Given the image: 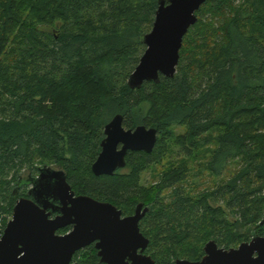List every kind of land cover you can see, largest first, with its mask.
<instances>
[{
    "label": "trees",
    "instance_id": "trees-1",
    "mask_svg": "<svg viewBox=\"0 0 264 264\" xmlns=\"http://www.w3.org/2000/svg\"><path fill=\"white\" fill-rule=\"evenodd\" d=\"M157 1L0 0L2 230L27 193L24 179L51 164L75 193L124 214L138 201L148 205L139 227L159 264L200 258L210 238L229 247L264 234V0H206L174 75L130 88ZM115 113L125 127H156L155 145L128 150L111 174H94L103 126ZM176 146L185 159H169L140 183ZM205 172L213 185L202 189ZM73 259L106 264L93 243Z\"/></svg>",
    "mask_w": 264,
    "mask_h": 264
},
{
    "label": "water",
    "instance_id": "water-1",
    "mask_svg": "<svg viewBox=\"0 0 264 264\" xmlns=\"http://www.w3.org/2000/svg\"><path fill=\"white\" fill-rule=\"evenodd\" d=\"M205 1H157L152 26L140 39L145 48L127 78L130 88L174 75L183 36ZM122 122L121 113L105 122L100 150L91 163L94 174H111L125 165L128 150L149 152L155 145L156 127H125ZM24 182L27 195L16 198L0 236V264H79L73 253L91 242L106 264H159L144 251L149 239L139 227L148 205L138 201L132 213L122 214L109 200L75 193L64 170L51 164L38 166L37 174ZM259 223L264 224V215ZM69 224L70 229L58 231ZM202 248L198 259L176 257L167 264H264V234L229 247L210 238Z\"/></svg>",
    "mask_w": 264,
    "mask_h": 264
},
{
    "label": "rangeland",
    "instance_id": "rangeland-1",
    "mask_svg": "<svg viewBox=\"0 0 264 264\" xmlns=\"http://www.w3.org/2000/svg\"><path fill=\"white\" fill-rule=\"evenodd\" d=\"M175 130L177 132H182L183 131V126L179 125V126H175ZM173 160L174 162H178L181 159H185V157L183 155H181L180 153V149L176 146L174 147L172 153L170 156L163 158L160 162L161 163H156L152 166L147 167L145 170H143L141 172V176H140V183L142 184H147L150 181H152L154 178H156V173L158 170H160L162 167H164L163 165H165L164 163H167L168 160ZM200 159H203V157H200ZM189 160L192 163H195L194 158L190 157ZM205 176H202V181L199 183V188H206L207 185H213L212 179L206 174V172L204 173ZM196 177V176H195ZM197 181H199V178H196Z\"/></svg>",
    "mask_w": 264,
    "mask_h": 264
},
{
    "label": "flooded vegetation",
    "instance_id": "flooded-vegetation-1",
    "mask_svg": "<svg viewBox=\"0 0 264 264\" xmlns=\"http://www.w3.org/2000/svg\"><path fill=\"white\" fill-rule=\"evenodd\" d=\"M28 186H29V185H27V188H28ZM26 191H27V189H26ZM26 195H27V193H26ZM19 196H22V195H19ZM19 196H18V197H19ZM133 210H134V209H133ZM132 212H133V211H132ZM132 212H131V213H132ZM51 213H52V215H54L55 213H57V211H52ZM122 214H124V213H122ZM127 214H130V213H127ZM9 217H10V216H9ZM66 226H68V228H67L66 230H68V229L71 228V224L66 225ZM64 227H65V226H64ZM61 228H62V227H61ZM59 229H60V228H59ZM59 229H58V231H59ZM66 230H64V231H66ZM64 231H62V232H64ZM59 232H60V231H59ZM91 243H93V242H91ZM85 246H86V245H85ZM83 247H84V246H83ZM79 249H80V248H79ZM96 253H97V250H96ZM73 254H74V253H73ZM97 255H98V254H97ZM72 260L78 262V260L73 259V255H72ZM78 263H79V262H78ZM79 264H80V263H79Z\"/></svg>",
    "mask_w": 264,
    "mask_h": 264
},
{
    "label": "built area",
    "instance_id": "built-area-1",
    "mask_svg": "<svg viewBox=\"0 0 264 264\" xmlns=\"http://www.w3.org/2000/svg\"><path fill=\"white\" fill-rule=\"evenodd\" d=\"M2 231H3V230L1 229V226H0V236H1V234H2Z\"/></svg>",
    "mask_w": 264,
    "mask_h": 264
}]
</instances>
